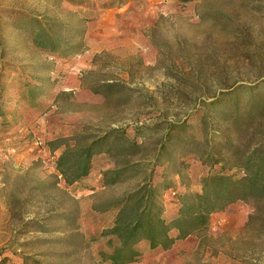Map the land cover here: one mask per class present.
Instances as JSON below:
<instances>
[{
    "label": "rangeland",
    "instance_id": "374dc122",
    "mask_svg": "<svg viewBox=\"0 0 264 264\" xmlns=\"http://www.w3.org/2000/svg\"><path fill=\"white\" fill-rule=\"evenodd\" d=\"M30 17L56 24L59 55L22 30ZM0 105V264H98L118 201L147 177L170 219L179 194L244 175L264 149V0H0ZM114 129L140 145L134 171L105 185L125 157L99 150L67 183L65 144ZM131 264H264V200L231 203Z\"/></svg>",
    "mask_w": 264,
    "mask_h": 264
},
{
    "label": "trees",
    "instance_id": "16d2710c",
    "mask_svg": "<svg viewBox=\"0 0 264 264\" xmlns=\"http://www.w3.org/2000/svg\"><path fill=\"white\" fill-rule=\"evenodd\" d=\"M28 20L36 25H24L22 30H30V33H33L34 42L39 48L54 56L59 55L60 42L52 36L53 28L50 27L56 24L41 22L31 17ZM1 86L2 90L3 85ZM37 90L35 86L27 90L28 102L34 106L39 105ZM3 114L4 110L0 105V117ZM65 146L58 158L57 167L69 184L89 173L92 157L99 150L124 155L125 159L118 162L116 168L105 171L104 184L109 185L123 180L127 171H134L136 166L128 158L138 152L140 145L125 131L114 129L82 147L69 143ZM244 166V175L229 172L210 174L203 179L201 191L179 194L176 201L179 205L178 213L170 219L164 216L160 185L154 184L150 177H147L138 188L128 192L118 201L119 210L114 225L105 231L110 235L106 242L107 248H100L97 252L98 264L137 262L143 257L145 248L150 251L171 248L178 240L207 227L211 215L224 210L231 203L239 200H264V149L256 148L246 159ZM171 187L167 185L162 189L168 190ZM19 264L44 263L24 257Z\"/></svg>",
    "mask_w": 264,
    "mask_h": 264
}]
</instances>
